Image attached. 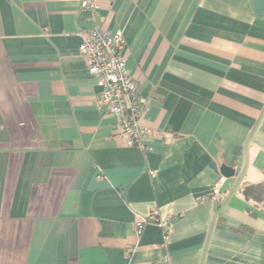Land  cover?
Here are the masks:
<instances>
[{
  "label": "crops",
  "instance_id": "1",
  "mask_svg": "<svg viewBox=\"0 0 264 264\" xmlns=\"http://www.w3.org/2000/svg\"><path fill=\"white\" fill-rule=\"evenodd\" d=\"M96 1L151 133L127 145L98 105L80 0H0V264H264V205L239 193L264 180V0ZM152 208L165 242L135 234Z\"/></svg>",
  "mask_w": 264,
  "mask_h": 264
},
{
  "label": "built area",
  "instance_id": "2",
  "mask_svg": "<svg viewBox=\"0 0 264 264\" xmlns=\"http://www.w3.org/2000/svg\"><path fill=\"white\" fill-rule=\"evenodd\" d=\"M80 6L90 13V19L94 23L93 28L84 34L79 52L99 88L97 103L99 106H105L115 117L118 135L127 145L144 148V141L151 133L150 128L139 124L146 101L138 94L136 80L125 66L121 53L124 45L122 30L117 29L110 34L95 23L98 9L96 0H80ZM219 187L220 183L213 185L200 200L215 199ZM170 222V217H162L156 208H152L147 214L136 217L134 231L139 235L145 225L156 224L162 228L165 242ZM162 244H156L154 247H160ZM133 251L134 247L126 248V256Z\"/></svg>",
  "mask_w": 264,
  "mask_h": 264
},
{
  "label": "trees",
  "instance_id": "3",
  "mask_svg": "<svg viewBox=\"0 0 264 264\" xmlns=\"http://www.w3.org/2000/svg\"><path fill=\"white\" fill-rule=\"evenodd\" d=\"M239 193L246 201L250 202L257 208H261L264 205V180L256 183H246L242 185L239 189ZM218 194L214 199V202L217 204L220 200V194L219 196ZM239 229H248V227L245 225H240L238 229H231V231L239 232ZM251 232L253 231L251 230Z\"/></svg>",
  "mask_w": 264,
  "mask_h": 264
},
{
  "label": "water",
  "instance_id": "4",
  "mask_svg": "<svg viewBox=\"0 0 264 264\" xmlns=\"http://www.w3.org/2000/svg\"><path fill=\"white\" fill-rule=\"evenodd\" d=\"M220 172L225 177H231L234 175V168L229 165L222 164L220 166Z\"/></svg>",
  "mask_w": 264,
  "mask_h": 264
}]
</instances>
